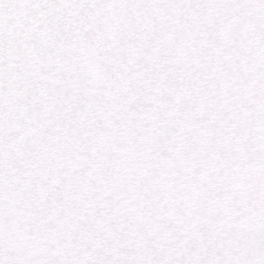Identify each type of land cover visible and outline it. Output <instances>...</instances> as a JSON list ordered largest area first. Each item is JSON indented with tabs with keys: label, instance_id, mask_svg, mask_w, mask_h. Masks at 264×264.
<instances>
[{
	"label": "snow or ice",
	"instance_id": "6c2138e0",
	"mask_svg": "<svg viewBox=\"0 0 264 264\" xmlns=\"http://www.w3.org/2000/svg\"><path fill=\"white\" fill-rule=\"evenodd\" d=\"M0 264H264V0H0Z\"/></svg>",
	"mask_w": 264,
	"mask_h": 264
}]
</instances>
